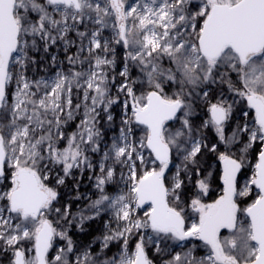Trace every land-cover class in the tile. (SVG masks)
Returning a JSON list of instances; mask_svg holds the SVG:
<instances>
[{"label": "snow or ice", "instance_id": "obj_1", "mask_svg": "<svg viewBox=\"0 0 264 264\" xmlns=\"http://www.w3.org/2000/svg\"><path fill=\"white\" fill-rule=\"evenodd\" d=\"M0 264H264V0H0Z\"/></svg>", "mask_w": 264, "mask_h": 264}, {"label": "trees", "instance_id": "obj_2", "mask_svg": "<svg viewBox=\"0 0 264 264\" xmlns=\"http://www.w3.org/2000/svg\"><path fill=\"white\" fill-rule=\"evenodd\" d=\"M212 198H214V196ZM73 210H75V209H73ZM80 235H81V239L85 240L86 242L90 241L92 239V236H89V235H86V234H83V233L80 234ZM92 235L94 236L93 233H92Z\"/></svg>", "mask_w": 264, "mask_h": 264}, {"label": "rangeland", "instance_id": "obj_3", "mask_svg": "<svg viewBox=\"0 0 264 264\" xmlns=\"http://www.w3.org/2000/svg\"><path fill=\"white\" fill-rule=\"evenodd\" d=\"M84 190V188H82V191ZM75 209V208H74ZM97 226H96V224H92V233L94 234V235H96L97 233L95 232V228H96Z\"/></svg>", "mask_w": 264, "mask_h": 264}, {"label": "flooded vegetation", "instance_id": "obj_4", "mask_svg": "<svg viewBox=\"0 0 264 264\" xmlns=\"http://www.w3.org/2000/svg\"><path fill=\"white\" fill-rule=\"evenodd\" d=\"M82 190V189H81Z\"/></svg>", "mask_w": 264, "mask_h": 264}]
</instances>
